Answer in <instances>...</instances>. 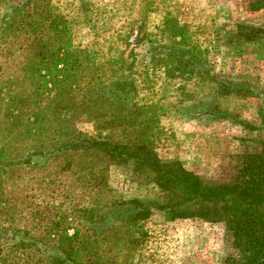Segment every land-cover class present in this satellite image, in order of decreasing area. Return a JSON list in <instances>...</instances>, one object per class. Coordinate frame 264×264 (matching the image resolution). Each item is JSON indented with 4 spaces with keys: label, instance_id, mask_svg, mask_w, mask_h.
I'll return each instance as SVG.
<instances>
[{
    "label": "rangeland",
    "instance_id": "1",
    "mask_svg": "<svg viewBox=\"0 0 264 264\" xmlns=\"http://www.w3.org/2000/svg\"><path fill=\"white\" fill-rule=\"evenodd\" d=\"M259 4L258 0H0V29L14 9L24 12L16 28H25L16 36L0 35V142L2 133L18 142L21 152L15 157L24 163L7 178L4 196L11 209L0 218V229L10 228L12 233L0 232L2 255L22 264H49L68 243L59 237L62 234L50 235L51 223L58 221L57 216H68L70 225H64L70 236L77 235L70 245L84 251L74 264L238 263L235 237L224 222L171 221L156 210L144 221L132 220L126 211L113 215L114 203L121 200L163 199L165 194L147 167L131 159L114 161L101 152H89L81 163L84 167L77 166L75 155L52 159L48 153L54 152H45L46 158H39L33 152L36 138L21 139L16 132L24 131L31 111L52 95L48 89L36 91V81L23 69L35 52L75 51L83 62L88 55L104 65L101 71L109 69L108 60L120 64L123 60L121 72L132 71L134 102L159 105L146 114L155 116L148 133L154 139L150 156L205 183H232L242 158L260 153L264 140V6ZM27 25L42 29L33 32ZM172 40L180 42L183 52ZM185 54L187 60L192 56L196 67L180 63L177 58ZM12 89L28 96L30 103L20 120L7 122ZM143 115L136 124L146 120ZM64 117L87 137L100 133L117 138L97 113L65 112ZM28 156L30 162L25 163ZM67 159L71 168L62 171L59 164ZM86 165L103 167V179L87 177ZM13 231L20 232L15 235L18 240L9 239Z\"/></svg>",
    "mask_w": 264,
    "mask_h": 264
},
{
    "label": "trees",
    "instance_id": "2",
    "mask_svg": "<svg viewBox=\"0 0 264 264\" xmlns=\"http://www.w3.org/2000/svg\"><path fill=\"white\" fill-rule=\"evenodd\" d=\"M258 1H260L259 6H264V0ZM21 17H24V12L20 9H14L8 16H5L0 35L16 36V33L25 31L24 27L23 29L16 28V23ZM46 17H51V15L46 14ZM39 27V25L26 26V28H32L33 32L42 29ZM261 32L264 33V30L262 29ZM172 43L174 46H179V52H183L180 49V42L175 43L172 40ZM83 58L85 62L80 60L78 52L68 49L63 52L44 50L35 52L31 62L23 65V69L29 73L30 80L36 81V91L40 88L48 89L52 95L31 111L24 131L18 129L17 136L22 137L21 139L23 137L36 138L37 146L33 148V152H36L39 158L45 157V152H54L48 153L52 159L70 158L75 155L78 167L85 164L84 158L89 152H101L114 161L134 160L139 167L148 168L154 184L165 195L162 200L157 201L122 202L121 200L114 203L113 206L117 204L113 207L114 212L116 210L126 211L134 221L147 220L156 210L162 212L167 220L171 221L199 219L209 223L224 222L228 230L233 232L235 245L240 252L241 258L236 264H264V140L261 142L260 153L246 155L242 158L232 183H205L198 176L181 167H176L172 163L164 164L156 156H150V152H154V139L148 133L152 130L155 116L148 117L146 114L150 111L152 113V110H156L159 105H137L134 102L131 95L136 88L132 79V71L121 72L124 61L120 59V64V62L108 60L106 68L109 67V69L101 71L104 65L93 62L88 55ZM189 58L187 60V54H185L183 58L181 56L177 59L183 65L196 67L195 63L191 62L192 56ZM128 65H130L128 68L131 67V64ZM86 69L90 72L83 75ZM36 91L35 95H37ZM12 92L16 96L9 95L8 99L6 98L10 102L6 113L7 122L20 120L24 106L30 103L28 96L16 94L13 89ZM1 99L3 98L0 92ZM65 112L97 113L101 123L106 124L107 122L111 127L110 130L114 131L111 133L117 138L113 139L111 134L101 136L100 133L97 138L87 137L77 131L69 119L64 117ZM141 114H145L143 116L146 120L136 124V121L140 119L137 117ZM29 127L32 130L30 133ZM31 133L34 134L31 135ZM1 135L3 141L0 142V218L7 213L6 209H11L9 198L4 196V193H8L9 180L7 178L14 175V168L24 164L18 161V156L15 157L16 152H21L19 146L16 145L18 142L11 141L4 133ZM118 137L121 138L120 141L117 140ZM25 147L27 150L29 146ZM10 151L15 153L7 155L6 152ZM140 152L148 153L143 155ZM29 162L30 157L28 156L25 163ZM71 165L72 163L67 159L63 164H59V167L62 171H66L71 168ZM86 168L88 169L86 176L95 181L102 180L106 173L103 167L86 165ZM125 206L127 207L124 209ZM114 212L113 215L116 216L118 212ZM57 219L58 221L51 223L53 233L50 235L54 237V233L62 234L59 237L68 243L65 249L60 251L61 254L51 256L49 264L77 263V257L81 256L84 251L80 247L70 245L77 235L75 233L70 236V229L64 224L70 225L71 218L57 216ZM89 223L95 224L90 220ZM8 231L12 233L10 228L0 229L4 236ZM13 233L9 239L18 240V236L15 235H19L20 232L13 231ZM142 235L144 236L145 233ZM22 263L19 260L9 259L7 255H2L0 248V264Z\"/></svg>",
    "mask_w": 264,
    "mask_h": 264
}]
</instances>
